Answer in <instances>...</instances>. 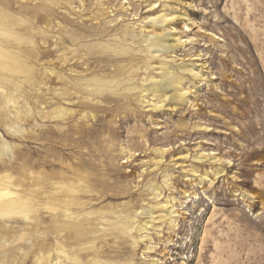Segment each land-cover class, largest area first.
Returning <instances> with one entry per match:
<instances>
[{
  "label": "rangeland",
  "instance_id": "374dc122",
  "mask_svg": "<svg viewBox=\"0 0 264 264\" xmlns=\"http://www.w3.org/2000/svg\"><path fill=\"white\" fill-rule=\"evenodd\" d=\"M70 32L100 93L45 76ZM18 35L34 75L0 80V264H37L44 225L53 246L42 192L73 162L97 178L82 212L109 214L102 264H264V0H0Z\"/></svg>",
  "mask_w": 264,
  "mask_h": 264
},
{
  "label": "bare ground",
  "instance_id": "6f19581e",
  "mask_svg": "<svg viewBox=\"0 0 264 264\" xmlns=\"http://www.w3.org/2000/svg\"><path fill=\"white\" fill-rule=\"evenodd\" d=\"M60 29H62L61 24L58 26V33ZM82 37H84L83 34L76 35L71 32L68 34V37H56L55 51L59 53L56 55L57 70L54 75L46 74L45 76L53 79L55 83L59 81L61 84L67 79L65 74H67L66 71L68 70V66L70 71L69 82L72 86L79 89L81 88L82 91L85 92L87 86L93 85L94 88L92 92L93 94H97L100 93L104 87L103 83L98 78H92L90 80L84 78L79 79L77 74H73L74 67L79 64L78 62H71V60H74L79 49H73L72 47L67 48L66 43H69L70 46H74L76 41L80 40ZM23 39V36L19 35L18 38L15 39H3L0 37V80L7 76L12 83L16 82L19 76L29 80L34 75L26 64L27 60L24 55L27 54V51L23 50L24 52H21L20 50L22 48L21 43ZM156 44H160V41H157L155 45ZM46 48L48 47L46 46ZM68 53L72 54V58H67ZM42 54L46 56L48 54L47 49L43 50ZM171 84V82H167V86ZM74 165L73 162L66 166L67 171L70 172V176L63 172L55 173V178L58 179L55 184L58 186H56V190L52 192V199L54 202L48 203L47 191L42 192L44 207H47L49 204L53 211L51 226L55 242L53 246H49L45 243L52 237L49 235L44 225V231L40 234L41 243L38 246V250L40 252L42 251V254L39 253L37 264H45V262H47V264H52V261L56 257L58 258L56 264H85L83 261L84 256L89 257L90 264L103 263L98 259L102 251L96 250L93 240H101L103 237L112 235V233L107 231V233L104 232L100 236H92L91 234L93 233L95 224L108 223L106 216L109 214L105 212L99 214L94 212H82L87 205V201L83 202L81 200V194L86 197L87 195L85 196V194L91 190V187L97 186V178L95 174L93 175L92 171L89 170L87 173H82L80 169ZM62 166H64V164H62ZM43 186H46L45 181L43 182ZM84 186H87L88 189L85 190ZM101 193L104 192L101 191ZM64 196L68 197V199H61ZM56 200L57 202H55ZM61 217L63 218L61 219ZM116 218L121 221H115L113 224L111 223V225L128 228L127 222H122L125 218L122 214H116ZM46 219L47 215H42L40 218L44 224L46 223ZM117 237H120L123 242L126 240L125 236L117 234ZM27 240H29V237ZM26 247L25 258L27 259L31 254V243L27 242Z\"/></svg>",
  "mask_w": 264,
  "mask_h": 264
}]
</instances>
